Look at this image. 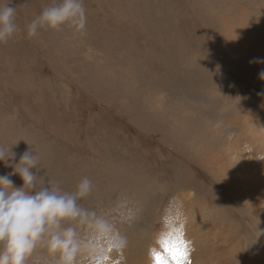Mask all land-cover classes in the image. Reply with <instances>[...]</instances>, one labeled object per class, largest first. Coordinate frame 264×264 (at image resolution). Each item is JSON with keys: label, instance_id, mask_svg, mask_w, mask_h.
<instances>
[{"label": "rangeland", "instance_id": "obj_1", "mask_svg": "<svg viewBox=\"0 0 264 264\" xmlns=\"http://www.w3.org/2000/svg\"><path fill=\"white\" fill-rule=\"evenodd\" d=\"M54 3L12 0L20 30L0 44V147L16 160L30 148L38 177L65 191L90 179L79 204L107 230L91 238L88 223L73 226L103 254L116 236L159 248L155 239L171 237L160 216L185 193L216 205L228 231L242 224L249 233L230 193L192 154L226 147L245 112L264 122L259 65L252 56L246 65L229 41L248 39L246 28L256 45L264 39L255 0H83L82 31L65 24L28 37L27 25ZM11 171L0 163V175ZM54 261L38 246L26 264Z\"/></svg>", "mask_w": 264, "mask_h": 264}, {"label": "clouds", "instance_id": "obj_2", "mask_svg": "<svg viewBox=\"0 0 264 264\" xmlns=\"http://www.w3.org/2000/svg\"><path fill=\"white\" fill-rule=\"evenodd\" d=\"M15 11L12 0L0 3V44L6 43L20 30L15 23ZM65 24L76 31L85 28L83 0H59V3L45 7L27 25V35L31 38L42 28L57 29ZM254 62L264 63V59L250 61ZM259 78L264 80V70L259 72ZM16 155L11 148L0 147V163L12 169L0 175V264H26L38 246L55 257L54 264H80L78 256L84 252L87 253L88 264H98V250L85 246L73 226L88 223L98 233L107 230L99 221L90 222L89 217L94 214L87 213L79 204V200L92 191L90 179L83 177L74 191H65L57 182H47L38 177L39 159L30 148L20 154L18 160ZM13 175L19 176L22 185L15 186L11 179ZM114 243L123 249L127 240L116 236ZM156 244L159 252L149 249L154 264H169L165 252L173 254L174 264H188L194 251L192 242L182 236L162 235Z\"/></svg>", "mask_w": 264, "mask_h": 264}, {"label": "bare ground", "instance_id": "obj_3", "mask_svg": "<svg viewBox=\"0 0 264 264\" xmlns=\"http://www.w3.org/2000/svg\"><path fill=\"white\" fill-rule=\"evenodd\" d=\"M255 6L257 26H260L261 20H264V0H255ZM246 30L250 34L248 39L242 35L241 39L233 40L234 37H232L229 41L231 45L237 46L240 54L245 57L247 65L251 56L253 60L264 59V39H260L256 45L253 38L254 31L247 28ZM256 64L259 65L256 71L264 70V63H254ZM243 114L245 115L244 127L232 136L229 143L225 144L226 147L219 145L217 151L212 150L214 152L212 154H208L210 153L208 150H199L192 155L195 154L198 163L210 171L225 192L230 193V198L237 207L235 214L241 217V220L247 219L249 233L245 232L242 224L234 225L232 231H228L226 222H221V210L216 205L203 199L197 202L193 194L185 193L182 199H178L177 204L173 206V214H171V208L166 207L167 209L162 212L160 218L164 223L163 230L168 229L171 237L182 236L183 239L187 238L192 242L194 251L191 253L188 264H264V159L255 158L264 157V122L261 121L263 119L261 113L255 116L246 112ZM219 123H213L214 127ZM238 123L237 120L230 130L234 129ZM213 124L210 125L213 126ZM223 124L219 125L223 126ZM221 129L218 130L221 132ZM156 230L158 229H153V231ZM98 234L97 231L92 230L90 236L95 238ZM146 239L149 238L144 240ZM136 244L135 239H130L127 240L123 249L114 244L108 248L110 253L103 254L98 250V264H154L149 256V249L152 248L159 252L160 248L153 247L151 243L133 248ZM252 247L258 248L255 250ZM139 248L142 251H139ZM145 248L147 251H144ZM258 252H260L258 255H254ZM104 255L110 256L108 260L105 259L102 262L100 260ZM164 255L169 257V264H174L172 253L165 252ZM80 257H82L81 264H87L86 254L84 253V257L80 254Z\"/></svg>", "mask_w": 264, "mask_h": 264}]
</instances>
